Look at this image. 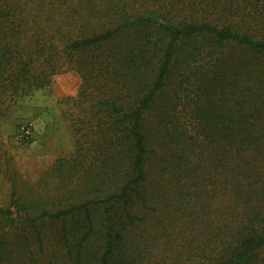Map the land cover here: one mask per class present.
<instances>
[{
  "label": "trees",
  "instance_id": "trees-1",
  "mask_svg": "<svg viewBox=\"0 0 264 264\" xmlns=\"http://www.w3.org/2000/svg\"><path fill=\"white\" fill-rule=\"evenodd\" d=\"M68 72L0 264H264V0H0V122Z\"/></svg>",
  "mask_w": 264,
  "mask_h": 264
},
{
  "label": "rangeland",
  "instance_id": "rangeland-1",
  "mask_svg": "<svg viewBox=\"0 0 264 264\" xmlns=\"http://www.w3.org/2000/svg\"><path fill=\"white\" fill-rule=\"evenodd\" d=\"M79 82V77L74 72L59 75L51 87L36 91L29 98L18 102L8 110L6 118L1 120L0 208L8 205L12 188H15L22 198L35 197L39 190L37 180L43 171L59 156L71 152L72 138L70 123L67 121V114L70 111L66 98L75 96ZM40 113H45L44 118L53 123L63 124V128L59 130L60 138L55 143V148L58 149L57 155L50 163H44V166L32 161L31 148L17 137L20 127L18 124L27 122L31 125L32 116ZM33 133L36 141L40 132L34 124Z\"/></svg>",
  "mask_w": 264,
  "mask_h": 264
},
{
  "label": "crops",
  "instance_id": "crops-1",
  "mask_svg": "<svg viewBox=\"0 0 264 264\" xmlns=\"http://www.w3.org/2000/svg\"><path fill=\"white\" fill-rule=\"evenodd\" d=\"M39 113V112H38ZM45 113L36 114L31 118V127H32V137L31 141L26 143L31 148L32 152V161L38 164L50 163L54 157L57 155L58 149L55 148V143L60 138V129L63 128L62 123H53L44 118ZM27 122H21L19 126H23ZM33 124L37 127L40 134L38 133V138L35 141L33 133ZM69 128V127H68ZM66 129V127H65Z\"/></svg>",
  "mask_w": 264,
  "mask_h": 264
},
{
  "label": "built area",
  "instance_id": "built-area-1",
  "mask_svg": "<svg viewBox=\"0 0 264 264\" xmlns=\"http://www.w3.org/2000/svg\"><path fill=\"white\" fill-rule=\"evenodd\" d=\"M18 139L21 141H28L32 137V127L29 123L24 124L19 127L18 130Z\"/></svg>",
  "mask_w": 264,
  "mask_h": 264
}]
</instances>
